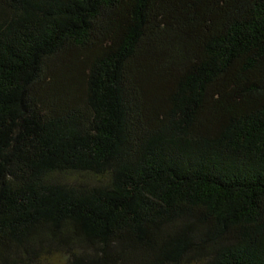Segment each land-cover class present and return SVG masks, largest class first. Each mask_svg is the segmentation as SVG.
Listing matches in <instances>:
<instances>
[{"label":"trees","instance_id":"16d2710c","mask_svg":"<svg viewBox=\"0 0 264 264\" xmlns=\"http://www.w3.org/2000/svg\"><path fill=\"white\" fill-rule=\"evenodd\" d=\"M264 264V0H0V264Z\"/></svg>","mask_w":264,"mask_h":264},{"label":"rangeland","instance_id":"374dc122","mask_svg":"<svg viewBox=\"0 0 264 264\" xmlns=\"http://www.w3.org/2000/svg\"><path fill=\"white\" fill-rule=\"evenodd\" d=\"M52 264H59V262H57V261H54Z\"/></svg>","mask_w":264,"mask_h":264}]
</instances>
